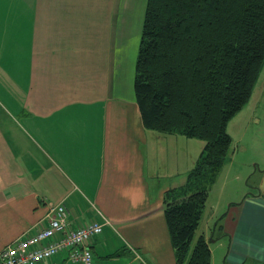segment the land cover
<instances>
[{"label":"crops","instance_id":"0c3cea01","mask_svg":"<svg viewBox=\"0 0 264 264\" xmlns=\"http://www.w3.org/2000/svg\"><path fill=\"white\" fill-rule=\"evenodd\" d=\"M146 1L0 0V250L47 226L49 202H63L73 226L105 223L95 264H177L165 196L192 162L163 184L147 154L162 136L188 139L142 122L134 82ZM259 174L200 232L212 264H264Z\"/></svg>","mask_w":264,"mask_h":264},{"label":"trees","instance_id":"16d2710c","mask_svg":"<svg viewBox=\"0 0 264 264\" xmlns=\"http://www.w3.org/2000/svg\"><path fill=\"white\" fill-rule=\"evenodd\" d=\"M263 63L264 0L146 1L134 82L142 122L205 141L186 182L165 196L177 264H212L197 231L229 159L228 122L248 103Z\"/></svg>","mask_w":264,"mask_h":264},{"label":"rangeland","instance_id":"374dc122","mask_svg":"<svg viewBox=\"0 0 264 264\" xmlns=\"http://www.w3.org/2000/svg\"><path fill=\"white\" fill-rule=\"evenodd\" d=\"M227 130L233 138L229 159L212 186L197 235L213 221L210 214L222 215L230 203L252 193L260 178L259 172L264 169V63L248 103L230 119ZM177 139L162 136L161 140H152L149 152L147 150L149 160L160 164L163 184H174L172 172L181 162L184 165L192 162L189 167L193 168L205 145V141L197 137L187 138L182 143ZM166 148L171 158L164 154ZM231 159L235 162L233 166L229 164Z\"/></svg>","mask_w":264,"mask_h":264},{"label":"built area","instance_id":"2783aa9c","mask_svg":"<svg viewBox=\"0 0 264 264\" xmlns=\"http://www.w3.org/2000/svg\"><path fill=\"white\" fill-rule=\"evenodd\" d=\"M49 224L28 232L0 250V264H95L91 242L103 233L105 223L91 220L73 226L65 203H50ZM67 254L63 262L55 257Z\"/></svg>","mask_w":264,"mask_h":264}]
</instances>
